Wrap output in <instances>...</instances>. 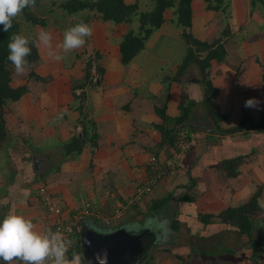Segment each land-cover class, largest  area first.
<instances>
[{
  "label": "crops",
  "instance_id": "obj_1",
  "mask_svg": "<svg viewBox=\"0 0 264 264\" xmlns=\"http://www.w3.org/2000/svg\"><path fill=\"white\" fill-rule=\"evenodd\" d=\"M125 1L131 3L135 0ZM139 1L140 8L146 10V1ZM198 1L200 3L196 6ZM249 3L250 0H239V4L237 0H232L231 25L234 32L243 23L246 25L250 21ZM191 8V30L194 36L200 39L214 37L222 28L220 17L207 11L201 0H192ZM170 15L171 11L166 10L164 23L151 36L143 51L154 46L158 40L166 38L169 43L165 44L168 47L164 50L174 49L179 55L177 60L174 56L157 55L153 61L156 71L152 70V81L148 78V66L144 68L145 66L131 63L124 68L119 65V39L130 26L120 24L118 26L123 25V29L118 26L111 29L110 24L98 21L90 25L92 46L87 50L90 52L94 49L101 54L104 73L101 84L96 89L87 90L83 111L87 112V119L94 123L93 131L97 133V140L95 146L88 142L79 155L66 156L65 160H60L62 153L63 156L65 154L64 143L81 131L78 124L80 113L74 108L76 104L69 80L82 76L83 63L73 54L67 63V54L56 47L59 44L56 43L57 34L51 33V43L57 54L64 55L65 58L60 61L51 59L47 55L48 50L37 41L40 62L34 69L38 68V75L51 78L47 83L32 82L20 100L10 103L3 110L7 138L0 149V222L6 215L16 214L30 220L35 225V231L51 229L54 232L52 220L38 200V189L45 185L53 201L64 210V215L78 218L73 251L79 250L80 256L81 232L84 229L100 232H112L121 228L140 230L142 225L139 223L145 221L142 228L149 231H142L152 238L153 245L144 256L142 264H183L182 261L186 262L184 264H192V259L195 260L197 256V260L204 257L200 254L202 252L199 253L192 247L194 241L199 244L205 238L209 239L218 232H228L230 229L228 225L216 220L206 226L202 223L200 225L199 214L217 215L226 208L238 207L260 186L263 193L259 205H264V133L254 132L248 136L242 133L221 135L212 130L194 132L185 150L176 158V169L164 177L151 194L144 197V203L140 202L144 207L139 203L127 210L123 219L110 220L108 224L104 222L146 177L149 158L155 155L164 160L171 152L170 148L157 147L160 133L152 127L160 123L154 108L160 103L161 79L175 70L185 52L180 43V30L169 22ZM251 19L255 24L260 21L258 15L251 16ZM114 36L119 37L118 43L111 46L108 41ZM227 49L233 56L235 67L214 64L210 71L212 83L218 89V113L227 116L223 121L225 125L220 123L222 128L239 123L242 106L247 99L259 101L261 96L264 97L262 67L259 63L264 58V42H242L240 45L234 43ZM65 61L68 70L60 76L62 62ZM110 65L113 68L109 72ZM108 73H111L109 76L112 75L110 79L107 78ZM12 84L22 85L15 81ZM182 92L193 101L202 98L195 69L188 70L182 83L172 82L170 85L166 102L169 117L178 115ZM252 113L256 117L259 115L255 110ZM196 121L201 120L197 118ZM237 156L244 157L237 168L238 172L234 177H227L221 162ZM165 195L170 197L168 202L154 210L151 207L152 201L161 200ZM87 202L100 214H83L82 209ZM172 203L176 208L170 210ZM166 210V213H172L170 220H165ZM162 221H166L164 226ZM168 221L169 227L175 232L173 234L164 232ZM179 227L180 230L186 227L190 232L189 245V242L178 243L177 235L181 233L177 231ZM243 247L239 251L240 258L250 254V250L244 251L246 248ZM154 252H158L156 261ZM217 256L223 260L227 259L228 254ZM177 257L181 260H177ZM0 264L5 262L0 260ZM15 264L22 262L16 261Z\"/></svg>",
  "mask_w": 264,
  "mask_h": 264
},
{
  "label": "trees",
  "instance_id": "obj_2",
  "mask_svg": "<svg viewBox=\"0 0 264 264\" xmlns=\"http://www.w3.org/2000/svg\"><path fill=\"white\" fill-rule=\"evenodd\" d=\"M44 1L36 0L34 8H25L22 15L13 20L12 28L8 32H4L3 25H0V149L7 138V123L3 117V110L10 103L20 100L28 91L25 85L14 86L12 84L14 82V67L7 59L9 54L7 45L13 34H23L31 39L32 43L29 46L32 52L27 59L29 61V68L34 70L33 68L40 62L36 45L38 41L36 35L40 32V29L46 30L47 28H51L54 31H59L63 40L64 31L80 21L87 24L91 21H98L115 26L127 24L131 28L119 40L118 50L120 53V63L128 66L145 49L151 36L159 31L165 21L164 13L166 10L171 11L169 22L180 30V43L184 47L185 52L175 70L171 74L170 72L165 74L161 79L160 103L156 104L154 108L156 115L160 119V123L152 125L160 133V142L157 144V147L170 148V154L173 152L178 153L176 150V144L179 140L178 132L180 129H186L188 132L194 134V131L189 128L190 124L203 125L221 135L242 133L244 136H248L254 132L264 133V112L256 117L250 108L244 107V104L239 123L226 129L221 127L220 123L226 120L227 116L218 113L216 102L218 89L212 83L210 74L212 65L214 64H228L235 67L236 64L232 61L233 56L228 53L227 49L230 44L233 45L235 43L236 45H240L242 42L246 44L257 41L264 42V0H250V21L246 25L243 23L236 32L233 31L231 25V20L233 19L232 0H203L205 9L216 13L220 17L222 24V28L219 29L214 37L211 36L205 39H200L192 33V0H145L149 7L146 10L140 8L139 0L131 3H127L125 0H64L59 4L63 18L73 16L76 19H72L73 21H70L68 26H63L55 21H52V25H49L48 19L52 16H47L46 8H41ZM253 15H258L260 20L258 24H255L251 19ZM32 30L33 34L31 33ZM86 50L87 47L79 54L87 53ZM79 54H76L75 58L80 59ZM101 60V54L91 49L87 53V60L82 69V76L78 79H71V94L76 104L74 108L80 113L78 124L81 127V131L79 134H75L68 142L64 143L65 157L79 155L88 142L92 145L94 144V146L96 145L97 133L93 131L94 123L87 119V112L83 111V109L85 107L87 90H91L101 84L104 73ZM259 63L262 67L261 77L264 84V59ZM189 69L197 71L202 98L199 101H193L182 93L180 103L178 104V115L169 117L166 113V102L169 97L170 85L172 82L182 83L183 77ZM29 75L33 76L36 81L43 83H47L51 78L50 76L41 78L33 71ZM197 118L201 121H196ZM243 158L242 156H237L221 162L222 169L227 177L236 176L238 172L237 168ZM262 193V187L260 186L244 204L238 207L226 208L217 215H198V221L202 224L214 223L216 220L219 223L228 225L240 235L244 234L247 236L248 246L245 248L250 250V254L245 259L247 261L246 264H264V234L258 235L260 249H258L256 244V233L258 231L264 233V205H259ZM190 198L189 200L192 201ZM169 199L170 197L153 200L151 207L156 210L165 205ZM122 203L126 204V201ZM137 204L135 203L133 206L136 207ZM255 223L256 225H254ZM175 228L174 224L173 229ZM220 252L219 254L225 252L228 255H233L234 253L230 248H225ZM73 254L80 256L79 250H72L68 258L71 259ZM202 254L210 256V254L205 252ZM177 260L181 259L177 257ZM182 263L186 262L182 261ZM80 264H86L82 254L80 256Z\"/></svg>",
  "mask_w": 264,
  "mask_h": 264
},
{
  "label": "clouds",
  "instance_id": "obj_3",
  "mask_svg": "<svg viewBox=\"0 0 264 264\" xmlns=\"http://www.w3.org/2000/svg\"><path fill=\"white\" fill-rule=\"evenodd\" d=\"M36 0H0V25L3 31L8 32L12 28L13 20L21 16L25 8H34ZM92 35V28L83 21L66 29L63 40L56 47L62 53L68 54L83 47L86 38ZM38 42L41 47L47 49V55L55 60L64 59V55L57 54L52 49L51 34L41 29L38 34ZM31 39L23 34H13L10 37L8 48V61L14 67L17 75L25 74L29 69L28 56L32 49L29 46ZM259 101L254 98L247 99L245 108H256ZM35 225L23 216L9 214L0 222V260L5 264H80V256L73 254L67 257L68 247L62 239L59 231L52 232L46 229L43 232L35 231Z\"/></svg>",
  "mask_w": 264,
  "mask_h": 264
},
{
  "label": "rangeland",
  "instance_id": "obj_4",
  "mask_svg": "<svg viewBox=\"0 0 264 264\" xmlns=\"http://www.w3.org/2000/svg\"><path fill=\"white\" fill-rule=\"evenodd\" d=\"M53 1H54V3H53ZM62 1H64V0H45L44 2H43V5H42V7L41 8H46V10H47V12H46V14H47V16H52L50 19H48V22H49V25H52L51 24V22L52 21H55L56 23H58V24H62L63 26H68V24L70 23V21H73L72 19H74V20H76L73 16L72 17H65V18H63V13H62V10L60 9V6H59V4L62 2ZM201 1H203V0H201ZM236 1V0H235ZM237 2H238V4H239V0H237ZM199 3H200V1H198L197 2V4H196V6H198L199 5ZM147 9H149V7L147 8ZM38 12V14H40V12L39 11H37ZM54 14H56V15H59V16H55ZM46 15H45V17H47ZM61 17H62V19H61ZM64 22V23H63ZM94 22H96V21H91V22H89L88 23V25L90 26L92 23H94ZM135 25V24H134ZM195 25V28L197 29L198 27H196L197 25H196V23L194 24ZM128 26H130V25H128ZM109 27H111V29H113V28H117V26H115V25H111L110 24V26ZM131 27V26H130ZM118 28H121V29H123L124 28V26L123 25H121V26H118ZM237 29V28H236ZM31 30V29H30ZM129 30V29H128ZM40 31H41V29H40ZM46 31H48L50 34L51 33H54V34H57L58 36H56V43H61L62 41H61V35H60V32L59 31H53V29H51V28H47L46 29ZM30 32V31H29ZM118 32V31H117ZM123 32V31H122ZM32 34H33V30H32V32H31ZM35 33H37V32H35ZM59 33V34H58ZM38 34L39 33H37V35H36V37H38ZM108 35H110V31H108ZM113 35H114V33H113ZM52 36V35H51ZM111 36V35H110ZM118 38L119 37H111V39H110V41H108V44L109 45H113V43H115L116 42V44L118 43ZM38 40V39H37ZM120 40V39H119ZM86 43H85V45L83 46V47H81V48H79V49H76V50H74L73 52H71V53H68L67 55H65V57L66 58H68L67 59V63H68V61H69V57L71 56L72 57V54L73 55H76V54H79L81 51L83 52L84 51V48L86 49V47H87V49L89 48H91V46H92V40H91V36L90 37H88V38H86ZM169 42H168V40L166 39V38H163L162 40H158L157 42H156V44L154 45V46H151V47H148L147 48V50L146 51H141L137 56H136V58H134L133 59V61L131 62L132 64L133 63H135V64H137V65H142V66H145L144 68H146V66H148V70L147 69H145V71H144V74H146V70H147V72L150 74V76H148V78L150 79V81H152V79H153V74H152V70L154 69L155 70V68H156V64L155 63H153V61H155L156 60V57H157V55H165V56H174L175 58L179 55L178 54V52L176 51V50H174V49H170V50H168V51H165L164 50V48L166 47V45L165 44H168ZM168 47V46H167ZM166 47V48H167ZM94 50V49H93ZM87 51V53L89 52V50H86ZM87 53H85V54H83V53H81V54H79L80 55V60L82 61V63H83V66H84V63H85V61L87 60ZM77 59V58H76ZM264 59V58H263ZM262 59V60H263ZM176 60H177V58H176ZM102 61V60H101ZM131 63L128 65V67L131 65ZM62 64H63V66H62V72H61V74H60V76H63V74H66L67 73V70H68V68L65 66V64H66V61H65V63H63L62 62ZM134 64V65H135ZM119 65H121L122 67H124V68H126L127 66H124V65H122V64H119ZM118 66V65H117ZM42 67V66H41ZM111 68H113V66L112 65H110L109 67H108V71H109V69H111ZM34 69V68H33ZM31 71H33L34 73H36V72H38L39 70H38V68L37 69H34V70H31V68H29L28 69V71L25 73V74H23V75H17L16 73H15V71L13 72V79H14V81L15 82H19V83H21L22 85H25L27 88L29 87H31V84H32V82L33 83H42L41 81H36L35 79H34V77L33 76H30L29 75V73L31 72ZM156 71V70H155ZM110 72V71H109ZM39 73V72H38ZM147 73V74H148ZM37 74V73H36ZM82 74H83V72H82ZM81 74V75H82ZM111 73H108V76L110 75ZM38 75V74H37ZM40 76V75H39ZM112 76V75H111ZM111 76H109V77H107V78H111ZM152 76V77H151ZM41 78H46L45 77V75L44 76H40ZM69 84L70 85H72V81L71 80H69ZM99 86V85H98ZM97 86V87H98ZM262 87H263V91H264V84L262 85ZM93 89H96V87L95 88H93ZM183 91V90H182ZM49 92H52V90H49ZM182 93H184V92H182ZM259 105L254 109L255 111H256V113L257 114H260V113H262V112H264V97H262L261 96V98H260V100H259ZM253 109H252V112L254 111ZM226 114V113H225ZM221 115H224V114H221ZM222 124H224L225 125V122H222ZM195 125H197V126H202V127H204L203 125H199V124H195ZM223 125V126H224ZM227 126V125H226ZM232 125L231 124H229L227 127H225V129L226 128H229V127H231ZM62 157L60 158V160H65L66 159V157L65 156H63V153H62V155H61ZM41 186H45V185H41ZM46 188V187H45ZM47 190V189H46ZM257 190V189H256ZM134 192V191H133ZM133 195V193L131 194V196ZM130 196V197H131ZM164 197H166V195L165 196H163L162 198H164ZM262 200V199H261ZM140 202H143V201H140ZM144 202H145V199H144ZM143 202V203H144ZM89 203V202H88ZM141 204L142 206L141 207H144L145 205L144 204ZM84 204H86V203H84ZM90 204V203H89ZM139 204V203H138ZM91 206H92V204H90ZM172 206H171V208H170V210H173V209H175L176 208V206H174V203H172L171 204ZM133 207V206H132ZM92 208H94L93 206H92ZM130 209H132L131 208V206H128L127 207V210L129 211ZM144 209V208H143ZM204 210V209H203ZM176 211V210H175ZM167 212V210L165 211V216H166V218H165V220H170V215L172 214V213H166ZM171 212V211H170ZM168 215V216H167ZM162 223H163V226L165 225V223H166V221H162ZM198 223L201 225V222H199L198 221ZM146 224V222L145 221H143V222H141V223H139V225H142V226H140V230L139 229H133L132 231H134V230H139V231H142V230H146V231H149L148 229H146V228H142V227H144L143 225H145ZM170 226V223H169V221H168V225H167V227L166 228H164V232L165 233H175L174 231H172V229L169 227ZM203 226H206V224H203ZM178 232L180 231L181 233H179L178 235H177V238H179V240H178V243L180 244V243H187V242H189L188 243V245L191 243V237L189 236L190 234V232H188V230H187V228L186 227H183V228H181V230H180V227L178 228V230H177ZM185 232V233H182V232ZM107 232H110V231H107ZM257 232V231H256ZM221 234V235H220ZM261 233L258 231L257 233H256V241H257V247H258V249H260V247L258 246L259 245V236L258 235H260ZM213 237H209V239L208 238H205L204 239V241L202 242V243H199V244H197L196 243V241H194L193 243H192V245H190V247L192 246V247H194L195 248V250H197L198 252L200 251V252H205V253H208V254H210V256H208V255H206V256H204L203 258H201L200 257V259L199 260H197L199 257L197 256V258L194 260V259H192V264H246L247 263V261L245 262V263H243L242 261H244V259L246 258V257H244V258H240V250H242V247L243 246H248V238H247V236L246 235H244V234H242V235H240L238 232H236V230H232L231 228L228 230V232H226V230H224V231H222V232H218L217 234H215V235H212ZM195 237V236H194ZM189 239V240H188ZM194 239V238H193ZM196 239H199V237H197L196 236ZM188 240V241H187ZM198 242H200L199 240H197ZM164 245H167V243L166 242H164L163 243ZM191 247V248H192ZM225 248H230L234 253H233V255H228V257H226L227 259H223L222 260V257H218L217 255H219V253H221L220 251L221 250H223V249H225ZM246 250H248V249H244V251H246ZM192 251H194L193 250V248H192ZM199 252V253H200ZM248 252V251H247ZM157 253L158 252H154L153 253V256H155V260L154 261H156L157 260V258L158 257H156V255H157ZM202 253H200V254H202ZM222 254H226L225 252L224 253H222ZM237 255H239L238 257H237V259H235V257L237 256ZM218 258H220L221 260L219 261L218 260ZM175 260V259H174ZM188 260V259H187ZM145 261V260H144ZM144 261L142 260L139 264H142V263H144ZM241 261V262H240ZM169 262H170V260H169ZM176 262V261H175ZM189 262H191V261H189ZM227 262H232V263H227ZM149 263H151V262H149ZM177 263V262H176Z\"/></svg>",
  "mask_w": 264,
  "mask_h": 264
},
{
  "label": "built area",
  "instance_id": "obj_5",
  "mask_svg": "<svg viewBox=\"0 0 264 264\" xmlns=\"http://www.w3.org/2000/svg\"><path fill=\"white\" fill-rule=\"evenodd\" d=\"M193 133L188 132L186 129H180L178 132V142L176 144V150L178 153L173 152L164 160H160L159 157L152 155L149 158L147 165L146 177L141 180V182L135 187L133 195L126 199V204L118 205L113 211L110 217L105 218L104 222L109 223L110 220H119L124 217L127 213V207L133 206L135 203H140L147 195L151 194L160 181L166 177L169 173L175 170L176 158L178 154L185 150L192 138ZM38 200L40 204L44 207L46 214L52 220V225L54 227V232L59 231L62 239L66 242L68 247L67 257L72 253L75 247V233L78 231V218L77 216L73 218H68L64 215V210L57 205L49 192L46 190L45 186H40L38 189ZM95 213L100 214L97 209L92 208V206L87 202L83 209V214Z\"/></svg>",
  "mask_w": 264,
  "mask_h": 264
},
{
  "label": "water",
  "instance_id": "obj_6",
  "mask_svg": "<svg viewBox=\"0 0 264 264\" xmlns=\"http://www.w3.org/2000/svg\"><path fill=\"white\" fill-rule=\"evenodd\" d=\"M189 128L194 132L212 131L195 124H190ZM80 240L86 264H139L153 245L152 238L145 232L124 228L112 232L84 229Z\"/></svg>",
  "mask_w": 264,
  "mask_h": 264
},
{
  "label": "flooded vegetation",
  "instance_id": "obj_7",
  "mask_svg": "<svg viewBox=\"0 0 264 264\" xmlns=\"http://www.w3.org/2000/svg\"><path fill=\"white\" fill-rule=\"evenodd\" d=\"M261 234H264L263 232Z\"/></svg>",
  "mask_w": 264,
  "mask_h": 264
}]
</instances>
